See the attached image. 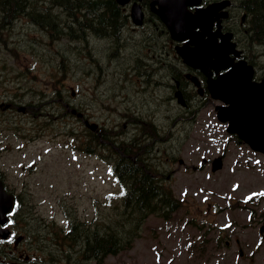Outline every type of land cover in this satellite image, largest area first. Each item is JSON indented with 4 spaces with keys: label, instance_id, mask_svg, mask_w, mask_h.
I'll return each mask as SVG.
<instances>
[{
    "label": "rangeland",
    "instance_id": "obj_1",
    "mask_svg": "<svg viewBox=\"0 0 264 264\" xmlns=\"http://www.w3.org/2000/svg\"><path fill=\"white\" fill-rule=\"evenodd\" d=\"M125 35L132 41L123 36L125 55L118 59L121 51L111 47L113 40L90 32L82 38L63 35L53 41L27 16L17 18L7 31L0 30V57L10 58L6 70L20 64L28 74L18 83L21 89L15 82L12 88H27L25 101L35 110L23 120L20 131L6 128V124L0 126V139L4 140L0 143V167L20 193L35 232H41L47 249L72 251L73 264H84L83 256L77 258L75 253L79 247L69 249L62 239L68 222L80 220L93 230L103 225L105 229L117 227L119 220L126 222L122 189L112 167L85 149L97 147L112 164L115 157L112 159L107 149L103 152L94 140L86 142L90 135L83 121L67 110L64 101H68L103 125L107 135L119 134L116 143L125 122L143 127L140 119L148 116L154 117L161 134L170 131V137L157 139L151 160L154 164L157 160L163 172L161 183L178 201V209L167 217L160 213L145 217L142 225L135 227L136 236L127 243V249L109 255L101 264H264V196L247 199L264 192V154L238 142L237 136L227 131L216 115L215 106L221 103L218 100L202 103L197 112L192 108L186 122L176 120L181 108L175 100L168 111L174 115L175 124L170 126L172 119L164 116L168 99L158 83L152 99L143 101L157 110L131 112L128 106L139 103L146 93L137 70L128 65L132 58H124L132 55L131 49H140L135 44L141 46V36L135 30ZM259 57V64L264 65L263 54ZM32 62L37 64L33 68ZM39 91L45 95H38ZM13 114L14 119L16 114L24 115ZM37 121L42 125L31 124ZM223 151L220 170L213 172L211 166L202 165L203 155L213 158ZM126 225L127 230L133 227ZM53 260L46 264H70L59 257Z\"/></svg>",
    "mask_w": 264,
    "mask_h": 264
},
{
    "label": "flooded vegetation",
    "instance_id": "obj_2",
    "mask_svg": "<svg viewBox=\"0 0 264 264\" xmlns=\"http://www.w3.org/2000/svg\"><path fill=\"white\" fill-rule=\"evenodd\" d=\"M216 1L220 0H203L202 5L206 6L209 3ZM229 1L230 3L227 5L228 16L221 18L220 20H215L212 24L211 32L214 34L220 30L222 33H232L231 40L235 43L236 48L241 51V54L239 56H233V60L229 67L219 71L216 70V67H211L208 69V73L205 70L207 67L203 64L193 65L187 63L181 56L175 53V47L180 44H186L189 39L178 42L172 38L168 27L160 19V16L156 11V9L159 8V3L155 2V0H130L128 4L120 7L127 15L126 17L130 18L132 3L137 2L144 14L141 24L134 25L132 22L130 24L128 23L125 25L124 29H121L120 41L117 43H111V47L120 49L121 53L118 57L119 59L125 55L123 54L121 43L123 36L128 39V36L125 35L126 32L135 30L141 36V42H139L141 43V46L135 44L140 49H131L132 55L124 57L126 60L132 58L129 60L132 61V63H128V65L132 69L137 70V73L135 74L139 79L144 81V83L141 84L143 87L141 89H145L146 93L144 94L145 98L141 99L139 103L136 101L128 106V109L131 112H142L141 110L154 112L157 110L152 107L151 104H145L143 101L152 99V96L154 95L152 91H157L156 88H159V83L162 86L159 90H161L168 99L167 104L164 105L166 107L165 109H167V113L164 116L165 118L172 119L170 126L175 124L173 120L174 115L172 113H168V111L173 109L176 100V93L178 91L181 92L186 103L181 105L176 101L178 106L181 108L176 115V120L186 122L192 108L196 111L198 107L199 109L201 108L202 103L205 104L211 99L216 100L213 97L210 88L211 80L216 79L220 74L232 68L233 64L240 62L241 60H246L248 64L254 66V81L264 82V65H260L258 61L260 58V50L250 38L249 28L251 25L249 23L248 12L245 10L241 0ZM195 8L196 6H190V9L192 10H195ZM208 35V33H205L204 39L207 38ZM216 39L218 42L221 41L220 33L219 35H216ZM128 41L131 43L132 40L128 39ZM145 47L147 49V53H144ZM107 48L109 49V46H107ZM133 53L136 55L133 56ZM7 59L10 58L0 57V126L6 124V128H18L20 131L23 120L26 119L27 115L33 114L35 110L29 102L25 101V95L28 90L27 88H24L23 86V91H14L12 88V85H14L13 82H15V86H19L18 88L21 89L22 85H19L18 83L28 76V74L24 73V66L21 67L20 64H14V66L10 65L12 70L7 71ZM213 60H215L214 57ZM129 61H126L124 65ZM36 65L37 64L35 62H32L31 68ZM27 68L28 67L26 66V69ZM127 69H129V67ZM121 73L123 74V72ZM158 77H161L162 80H157ZM197 80L200 82L201 90L200 87H198ZM38 95H45V92L39 91ZM56 95H62V93H58L56 91ZM62 100L64 101L63 98ZM218 101L221 102V100ZM64 103L67 110H71V112L76 115L80 121L84 122V119L87 117L91 122H93L92 116L90 117L88 113L84 112L81 116L78 114L79 112L84 111V109L79 105L70 104L68 101H64ZM199 109L197 111H199ZM14 111L23 113L24 115L22 117H18L16 114V118L14 119ZM132 119L134 121L137 120L135 117ZM44 121L45 119L42 122ZM140 121L143 123V127L134 122H125L124 124L123 131L119 136V152L123 158L122 161L125 164H127V160L129 159L135 162L137 161V163L140 164L139 166H141V169H136L137 171H142L152 176H159L163 172L159 171L157 160H155L156 163L154 164L151 159H154V148L155 143H157V139L170 137V131L165 134H161L159 125H157L154 121V117L150 119L148 116L147 118L140 119ZM42 122H31V124L42 125ZM98 124L99 126L97 127L89 128L88 132L90 137H88V143H93V140H96L95 135H97L101 138V142L99 144L102 145L103 150L107 148L109 152L110 149L113 148V145L110 146L112 137L107 135V130L103 125H100V123ZM147 124L150 126L146 127ZM148 129H152V131L150 133L146 132ZM128 132H132L135 135L132 136ZM12 133H14V130H12L9 135L11 136ZM233 135L237 136L235 139L238 142H244L252 150L264 154V152L253 148L237 134ZM101 136H103V138ZM115 137L114 140L116 141ZM3 141V139H0L1 144ZM140 143L142 144L140 145ZM87 149L88 152H94V149L90 146H88ZM96 155L100 158H104L109 164H111L110 158H106L103 153L97 152ZM202 157V165L211 166L213 172H216L221 168L216 170L213 167L214 165H218L219 162L223 167L225 151L221 154H217L213 158L208 157V155H203ZM216 158H221V160L215 162ZM180 164L184 165L182 159H180ZM0 178L2 179L6 192L14 194L15 196L14 208L10 212L11 215L8 214V219L5 223L8 224V226L3 227L4 224H0V264H46V256L52 253L55 254V252L45 247L41 232H35L36 228L30 221V216L25 209V204L20 193L11 183L7 181L5 171L1 167ZM9 221H11V223H8ZM261 232H264V219ZM37 234H39V236ZM237 240V243H239L240 240ZM227 243L230 244V241ZM241 251H243V249H241ZM57 252L59 253V251Z\"/></svg>",
    "mask_w": 264,
    "mask_h": 264
},
{
    "label": "trees",
    "instance_id": "obj_3",
    "mask_svg": "<svg viewBox=\"0 0 264 264\" xmlns=\"http://www.w3.org/2000/svg\"><path fill=\"white\" fill-rule=\"evenodd\" d=\"M241 1L248 12L251 41L264 56V0ZM51 9L59 12L53 13ZM23 16L29 17L42 30L45 29L52 39L63 35L82 38L92 32L119 42L121 29L128 22L127 15L115 0H0L2 26H10ZM95 138L98 143L101 142L100 137L95 135ZM111 143L114 144V140ZM114 154L116 160L113 171L122 186L126 222L119 220L117 227L109 225V229L101 230H93L80 222L79 226L74 224L71 233L64 237L69 247H79L83 260H96L97 264L103 263L107 255L127 249V243L131 244L135 238V227L138 228L145 217L151 213L167 217L172 210L177 209L178 203L159 177L137 171L141 169L137 161L129 159L127 164L123 163L116 148ZM126 224L133 227L127 230L124 228Z\"/></svg>",
    "mask_w": 264,
    "mask_h": 264
},
{
    "label": "water",
    "instance_id": "obj_4",
    "mask_svg": "<svg viewBox=\"0 0 264 264\" xmlns=\"http://www.w3.org/2000/svg\"><path fill=\"white\" fill-rule=\"evenodd\" d=\"M130 0H117L126 4ZM203 0H155L159 3L156 9L162 21L170 30L171 36L177 41L189 39L186 44L177 46V53L185 62L216 70L229 67L233 58L231 54L239 55L235 44L231 41V33H221L220 30L212 34L211 27L215 19L226 17L228 12L224 9L229 0L211 3L205 7L200 6ZM196 6L195 11L189 9ZM133 21L141 24L144 14L140 5L135 2L131 8ZM208 37L204 39V34ZM221 35L218 42L216 35ZM213 57L215 60H213ZM254 68L246 61L233 64V67L211 80V91L215 98L223 100L224 104L217 106L218 117L228 122V131L236 133L240 138L258 150L264 152V82L253 80ZM198 85L200 82L197 80ZM201 90V88H200ZM179 102L185 104L180 91L176 93ZM91 127H96L92 124ZM219 158L217 161H220ZM221 167V163L214 169ZM13 196L7 195L0 180V219L6 220V213L12 209Z\"/></svg>",
    "mask_w": 264,
    "mask_h": 264
},
{
    "label": "snow or ice",
    "instance_id": "obj_5",
    "mask_svg": "<svg viewBox=\"0 0 264 264\" xmlns=\"http://www.w3.org/2000/svg\"><path fill=\"white\" fill-rule=\"evenodd\" d=\"M256 195H261V196H264V192H261V193H253L251 196H249L247 199L251 200L253 198V196H256ZM9 215H11V213H9ZM8 223H11V221H9ZM8 224H4L3 227H7Z\"/></svg>",
    "mask_w": 264,
    "mask_h": 264
},
{
    "label": "bare ground",
    "instance_id": "obj_6",
    "mask_svg": "<svg viewBox=\"0 0 264 264\" xmlns=\"http://www.w3.org/2000/svg\"><path fill=\"white\" fill-rule=\"evenodd\" d=\"M13 24H14V23H12L10 26H13ZM127 24H128V23H126V25H127ZM9 28H10L9 26H6V27H5V26L0 25V30H3V31L6 30V31H7ZM124 28H125V26H124ZM124 28H123V29H124ZM112 43H113V42H112ZM115 43H117V42H115Z\"/></svg>",
    "mask_w": 264,
    "mask_h": 264
}]
</instances>
